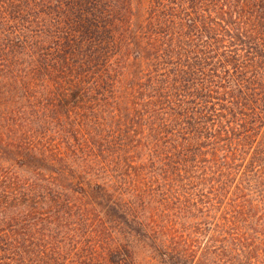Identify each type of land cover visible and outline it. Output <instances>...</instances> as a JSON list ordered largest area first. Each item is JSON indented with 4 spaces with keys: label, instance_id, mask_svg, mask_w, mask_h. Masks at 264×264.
<instances>
[{
    "label": "trees",
    "instance_id": "1",
    "mask_svg": "<svg viewBox=\"0 0 264 264\" xmlns=\"http://www.w3.org/2000/svg\"><path fill=\"white\" fill-rule=\"evenodd\" d=\"M0 264H264V0H0Z\"/></svg>",
    "mask_w": 264,
    "mask_h": 264
}]
</instances>
